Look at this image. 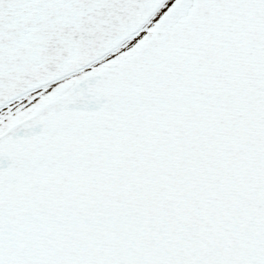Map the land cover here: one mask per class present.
<instances>
[{
    "label": "snow or ice",
    "instance_id": "6c2138e0",
    "mask_svg": "<svg viewBox=\"0 0 264 264\" xmlns=\"http://www.w3.org/2000/svg\"><path fill=\"white\" fill-rule=\"evenodd\" d=\"M0 264H264V0H0Z\"/></svg>",
    "mask_w": 264,
    "mask_h": 264
}]
</instances>
